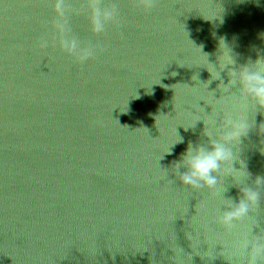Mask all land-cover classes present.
Segmentation results:
<instances>
[{
  "label": "water",
  "instance_id": "obj_1",
  "mask_svg": "<svg viewBox=\"0 0 264 264\" xmlns=\"http://www.w3.org/2000/svg\"><path fill=\"white\" fill-rule=\"evenodd\" d=\"M8 2L0 12V264H176L177 246L180 264H230L211 192L161 177L204 128L183 126L231 106L206 59L216 62L217 38L234 42L238 63L256 59L253 46L264 54V0H158L147 12L118 0L122 24L104 34L90 31L87 15L72 18L76 35L104 48L83 65L58 44L38 47L54 16L46 0ZM222 7V24L205 19ZM255 121L242 145L252 179L264 175V113ZM177 130L185 142L164 156ZM225 195L239 199L234 186ZM258 219L264 228V200Z\"/></svg>",
  "mask_w": 264,
  "mask_h": 264
},
{
  "label": "clouds",
  "instance_id": "obj_2",
  "mask_svg": "<svg viewBox=\"0 0 264 264\" xmlns=\"http://www.w3.org/2000/svg\"><path fill=\"white\" fill-rule=\"evenodd\" d=\"M46 2L51 5L54 16L50 21V34L45 32L38 38V47L47 49L58 44L63 52L81 65L96 57L104 48L99 44L85 43L76 35L72 28V18L87 15L90 31L95 35L106 33L109 26L120 27L122 24L118 0ZM157 2L132 0V3L146 12ZM77 3L80 7H76ZM10 8L13 5L8 0H0V12ZM222 13L223 7L211 18L203 17L222 24ZM261 38H264V33H261ZM217 39L216 62L209 60L208 53L206 59L217 73L219 85L223 84L222 91L231 99V106L221 108L206 120L198 119L187 127L183 126L185 131L191 129L195 133L197 123L203 121L204 124L200 139L187 142L184 151L171 162L170 168H166L161 179H169L171 173L187 188L211 192L218 203L215 223L225 229L230 237L227 244L229 256L226 259L230 264H264V228L260 227L258 219V211L264 200V175L257 174L252 179L247 160L242 156L243 141L248 138L250 130L256 127V113H264V54L261 49L253 46L257 53L256 59L248 57L246 62L238 63L239 53L235 51L234 42H229L224 36ZM225 72L229 78L227 83L222 76ZM146 94L152 95L153 88L146 89ZM253 106L254 116L250 113V107ZM258 132L264 136L262 124L258 126ZM203 137H207V140H203ZM184 142V137L178 132V139L164 156L171 155L174 147ZM261 145L258 151L264 156V140ZM228 178H231L230 181ZM233 186L238 189V200L225 195L229 187ZM254 228H259V232H254ZM188 238L191 240V237ZM173 250V260L180 264V257L185 256L184 251L178 246ZM205 255L209 256L207 253Z\"/></svg>",
  "mask_w": 264,
  "mask_h": 264
}]
</instances>
